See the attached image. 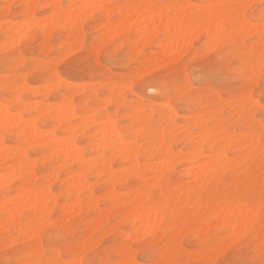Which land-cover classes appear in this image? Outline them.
Listing matches in <instances>:
<instances>
[{
  "label": "rangeland",
  "instance_id": "rangeland-1",
  "mask_svg": "<svg viewBox=\"0 0 264 264\" xmlns=\"http://www.w3.org/2000/svg\"><path fill=\"white\" fill-rule=\"evenodd\" d=\"M33 1L36 2L34 3ZM128 1L135 4L137 0ZM168 1L162 0L161 2L168 7L172 5L169 8L179 4L178 1L181 3V0ZM190 1L196 6L204 5V7H209L213 3L212 0ZM256 1H246L247 5H245L244 3L246 2L242 3L239 0L235 8L238 10L244 4L242 6H245V10L241 12L242 14L237 17L232 12L228 14L227 18L229 17L230 21L233 20L230 22L234 26L230 24L232 26L231 30L236 31L234 35L231 34L232 40L230 39V42L213 41L206 30H203V32L199 30V32L191 36L189 43L191 42L192 44L188 43L185 47L183 46V49L180 48L179 51H176L179 54L176 52L167 54V57H163L165 61H162L164 59L162 57V60L159 58L160 55L158 53L160 50L158 48L166 37L161 32V28L158 27L159 30L157 29L153 36L148 37L150 42L146 38V43L141 41L140 43L142 44L137 41L139 36L136 31L138 29L136 24L137 17L126 19V22L121 24L122 26L125 24L127 27L120 26L119 28L118 26L115 28L116 24L120 22V18L121 20L125 18V16H122L123 12H116L115 10L120 9V6L125 4L127 0H112L110 17H105L101 11L92 13V15L91 13L87 15L86 12H81L87 18L85 16L82 17L80 14L81 18H79L84 19L81 22L78 20L77 27H75L76 23L75 25H69L65 17L58 18L59 20L55 18L58 12H64L71 8V10L77 9L80 6L77 0H0V109L2 110L0 111L3 113L5 111L6 114L11 115L10 118L4 114L6 120H9L7 124L3 123L6 121L4 118L1 119L3 120L1 124H5L2 127H5L6 133L0 134L2 140V142L0 140V145L2 143L6 145L5 147L2 146L6 153H4L5 151L2 148L1 151L5 155H0V160L5 161H0V176L5 178L6 171L9 173V171L13 170L14 172L12 173H15V164L16 166L18 164L16 160L20 161L18 157L20 154H24L22 153L23 150L26 152L25 156L29 158L27 159L28 164L21 170L23 175L20 174L21 171L20 173L18 172L20 174L18 175L19 177L16 174V176L8 174L7 177L9 178L10 176L8 182L10 183L5 182L6 185L2 182L6 178L0 181V264H124V262L125 264H264V2L262 0ZM251 3L253 4L251 5ZM204 19V22H208V18ZM23 22L25 23L23 24ZM60 23L65 24L61 26ZM133 23L135 24L133 25ZM239 23L240 25L249 23L250 25H248L252 27L251 32L250 28H248L249 30L244 28L247 34L243 29L240 31ZM29 25L33 28H30ZM156 25L159 26L158 24ZM107 26L109 27L106 28ZM157 26L153 28H157ZM128 27L131 29L127 30ZM104 30L107 31L106 34H102L105 32ZM118 31L122 32V34ZM12 32L14 35L17 34L13 36ZM25 32H27L26 35ZM10 34H12L13 39ZM196 34H198V37L195 36ZM243 34L245 35L243 36ZM113 35L116 36L112 39L110 36L113 37ZM16 36L17 38H14ZM106 36H108L107 39ZM103 40L106 42L109 40V42L106 43ZM70 54L71 56L67 57ZM157 55H159L158 58L156 57ZM166 60L170 61L167 62ZM167 63L169 64L167 65ZM261 63L263 64L261 65ZM245 65L247 68L251 66L249 69L252 73L246 69ZM252 67H255L256 70ZM244 71L248 72L245 73ZM253 72L256 74H253ZM142 73L143 75H140ZM78 83H80L82 88L80 93L77 90L80 87ZM41 85L43 86L41 87ZM76 85L79 86H77V89ZM68 102L70 103L69 106L72 103L71 109L68 106ZM61 103H64V105ZM34 104L36 105L34 106ZM63 106L68 107L67 109L72 112L68 111V113L65 111V107L62 108ZM51 108L53 109L51 110ZM57 108L61 111L63 110V113L64 111L68 113L66 118H63L64 120L61 119L63 113ZM42 109L44 110L42 111ZM45 110L48 111L45 112ZM37 113H40L41 116ZM52 113L53 115L58 113L57 116L62 113V117L58 116V118L63 122L58 123L59 119L56 118L57 116L52 117ZM69 114L74 119L68 116ZM83 114L86 115L84 116ZM19 115L20 118H17ZM2 116L0 115V117ZM67 117L70 118L68 119ZM31 118H34L32 120L37 126L35 127L40 129L42 133V139H39H41L43 145L38 139L36 140L38 143L36 141L32 142L34 140L31 143L28 138V140L26 139V133L28 132L26 123L28 119L31 121ZM83 118L91 121V123L89 124V121H86V124L87 122L88 124L84 125L85 120ZM108 118L110 120L108 122L112 124L109 131L112 130V127H116L117 131H115L119 133V137H123L122 139L126 141V144L129 143L127 146H130L129 148L136 152L137 161L141 163H138L139 166L137 165L136 168L132 167L126 156L119 152V154L114 152L112 148H107L101 153L95 147L100 143V131L103 125L104 127L110 125L106 121ZM17 119H22L24 120L23 123H26L17 124ZM95 121L97 122L96 124ZM102 121L103 124H101ZM104 122H107L108 125ZM82 123L88 128L86 127L87 129L83 130L85 127L81 125ZM22 125L26 126L23 127ZM73 126H75L74 131L70 134L68 130L70 128L73 129ZM2 127L0 133L4 131ZM82 127L83 129L81 130ZM104 129L107 130V128H103L102 131H105ZM45 130L49 132L45 133ZM207 131L209 134H207ZM74 132L77 136L74 135ZM95 132L97 133L95 134ZM69 135L72 136L70 137ZM201 135H206L207 138V143L199 149L204 154L202 157L194 159L192 158V150L196 151L194 143L201 138ZM54 136L60 142L63 140L62 142L64 143H62L61 148H59V144L57 146L59 141H56V139V142L52 140L53 143H50L51 139L49 137L52 138ZM65 139L68 140L66 143L71 141L69 139H73L77 148L81 146L80 150L84 160L89 157L93 161L92 159L101 153L104 156L101 155L100 159L102 160L104 157L105 161H99L100 159H97V157L95 158V163L93 161L91 165V161L88 159V162L83 163L85 165H88L87 163L90 164L87 167L88 169H85L88 173L83 172L74 157L73 160L75 161H71L73 164L69 160L71 158H69L68 165L63 166L68 161L65 162L63 160L65 163L62 164V154L57 153L56 155L55 151L57 150L53 151L51 147L53 146L52 144H55L59 150L62 149L60 152H64L66 149L64 148L66 145ZM25 140L29 143L25 142ZM228 140L232 143L229 144ZM216 145L220 146L216 147ZM7 146L9 149L12 148V155L9 153L12 150H8ZM221 146L224 147L221 148L224 156H220ZM23 147L24 149H21ZM14 149L16 155H13L15 154ZM17 149L21 151L18 156L19 152H17ZM214 153H216V156L213 155ZM218 154H220L219 156L222 160L220 163L219 159L220 167L219 165L217 166L219 164L218 161L216 162L214 159L219 157ZM187 155L191 157L185 158ZM2 157L5 158L2 159ZM35 158H37V161ZM210 158L214 159L211 162L215 161L214 166L209 163L211 160H208V162L204 161ZM167 159L169 164L164 163L167 162ZM38 160L43 161L39 162ZM12 162L15 164L13 165ZM30 163L32 164L31 166ZM59 163L60 167H58ZM202 163H206L208 166L205 165L206 168L204 170L199 168L204 173H206V170L208 171L209 166L219 168H216V171L214 169V173L211 171L212 174H209L211 180L209 178L206 179L203 173V176L200 174V177H204V179H200L199 175L193 174L198 170V164H201V167L203 166ZM129 165L131 166L129 167ZM12 166L14 167L11 170ZM152 166L154 171H151ZM123 167L126 170L131 169V167L132 170L135 168V172L132 173L129 170L128 174V171L126 172ZM221 167L223 169L227 168L223 170L220 169ZM186 168L189 169L187 170ZM109 169L114 171L110 172ZM77 170L80 172L82 170L81 178L76 175V173H79ZM106 170L110 173L106 172ZM208 172L210 173V170ZM190 174L193 175L190 176ZM195 175L199 177L200 182L198 177H196L197 180L194 179ZM77 176L80 181L83 179L87 180L85 182L82 181L81 184L79 181L80 188L78 180L77 182L75 180ZM155 176H157L156 179L160 178L156 180ZM11 177H15V179L12 180L13 178L11 179ZM72 182L77 184L71 185ZM148 184H150V187ZM77 185L78 187H76ZM81 185H84V187ZM74 186L76 187V192L73 189ZM26 188L27 190L29 189L28 191L31 192V195L32 191L33 194H36H34L33 198L34 200L36 198L35 202L37 203L32 202L31 204L34 205H31V207L28 204L29 208L26 210H24L23 206L27 208V204L17 203L16 210L19 208L21 210V207H23V210H21L23 212L20 210L16 211L13 206H16L15 202H19L20 198L19 203H22V196L24 195L23 197L25 198L26 192H28ZM82 188L83 190H81ZM24 189L25 192L23 193ZM37 190L40 191L38 192ZM134 191L135 194L137 193L136 196H134ZM21 192L22 194L19 195L18 193ZM40 192L42 198H44L43 195H46V198L44 201L39 202L41 199L38 200V193ZM78 192L79 194H77ZM138 192H140L139 196L143 192L140 196L144 199L143 203L142 199L140 201L141 209L138 208L139 203L136 202L139 199H136ZM109 194L112 197L114 196L113 194L119 196L115 195L112 198ZM31 195H27L25 199L28 200L24 201V203L31 202L32 198L29 200ZM48 196L51 198L48 199ZM123 197L124 199H122ZM6 199H10V201L6 202L10 203L12 201L14 205L11 206L14 211L21 214L16 213V216L13 212L14 214L12 213L7 219V216L2 212V204ZM76 199L80 201L79 204L75 203V205H78L77 207L73 203ZM43 203L46 207H44ZM237 203L244 205V208L243 206L241 208ZM39 204L44 207L41 208V211L38 210L40 209ZM231 205L233 206L231 209L234 211V207L238 206V209L236 208L238 210L237 214L241 213L239 208L240 210L246 208L245 205H248V208L252 206L251 208L257 211L255 212L256 215L253 210V213H250L253 214L252 217H255V219L248 214L252 219L250 221L254 219V223L249 224L251 226L250 229L247 228L249 225L246 226L247 230H244L245 232L241 229L242 221L240 220L245 216L239 217L235 213L234 215L236 216H233L229 208ZM149 207H154L157 211L156 214H152L153 216L149 215L151 214L150 212L147 213ZM222 208L230 211L227 210L229 215L226 211L227 213H224L223 216L227 214L226 216L228 217L225 216L219 222L222 215H218L223 211ZM250 209L247 210V213ZM144 211L149 217L154 218L156 215V219L153 220L155 222L158 219L155 223V231L154 228H151L154 225L151 226L149 224L152 219L150 220L148 216L147 219L150 221L147 222L148 224L146 223L147 226L143 224L146 220L143 222L141 219L147 215L143 213ZM213 211H215V214L211 218L212 214L210 213H213ZM207 212L209 213L207 214ZM202 214L206 215V217L208 215V218ZM248 215L245 217V219L247 218V221L245 220L246 223L249 220ZM66 216L69 217L67 218ZM209 216L211 220H209ZM240 216H242V213ZM38 218L40 219L38 220ZM43 218L44 220H42ZM227 219H232L235 224L238 222L241 224L240 228L237 224L232 229L235 235L233 232H229L226 225ZM36 222H40L38 226ZM156 226L158 227L156 228ZM43 227L44 229H42ZM142 227L143 230H141ZM144 227L147 230L152 229L153 232L147 235L151 230L147 233L148 231ZM202 227L205 230L203 229L202 231ZM34 230L36 231L34 232ZM40 230L42 232L39 234ZM238 230L243 232L239 233ZM30 231L33 233H30ZM141 231L146 232L143 233ZM236 232L239 233L237 238L235 237L238 236ZM142 233L143 235L147 233V236L144 237ZM226 233H230L231 236H227L228 234ZM232 238L235 242L231 240ZM124 247H126V250ZM194 250L197 251L195 252ZM127 251L130 256L128 254L125 255L128 253Z\"/></svg>",
  "mask_w": 264,
  "mask_h": 264
},
{
  "label": "bare ground",
  "instance_id": "bare-ground-1",
  "mask_svg": "<svg viewBox=\"0 0 264 264\" xmlns=\"http://www.w3.org/2000/svg\"><path fill=\"white\" fill-rule=\"evenodd\" d=\"M29 1V0H28ZM78 2H79V5L80 6H78V8L77 9H73V10H71V9H67V10H65L64 12H58L56 15L57 16H55V18H67V22L69 23V25H75V23H76V26L75 27H77L78 26V24L77 23H79V21L81 22V20H83V19H80L81 17H80V14H81V12H86V14L87 15H89L90 13H91V15H92V13L94 14V13H96L97 11H101L102 12V14L105 16V17H110V15H111V13H112V6H111V2H112V0H77ZM162 1V0H161ZM160 0H137L136 1V3L135 4H132V3H130L128 0H127V2L125 3V4H122L121 6H120V9H118V10H115L116 12H123V14H122V16H125V18H123L122 20H121V18H120V22L119 23H117V21H116V25L117 26H115V28H117L118 26H119V28H120V26H122L121 24H123L124 22H126V19L127 20H129V19H131V18H133V17H137V21H136V24H137V26H138V29L136 30L137 31V34L139 35L138 36V42L140 43L141 41H143L142 43H146L145 41H146V38H147V40H149L148 39V37L149 36H153L154 35V33H156L155 31L158 29V27L159 28H161V32H163L164 33V36L166 37L165 38V40L162 42V43H160V45H159V55H160V59L162 60V58L163 57H165L167 54H169V53H172V52H176V51H179L180 50V48L181 49H183V46L185 47L186 46V44L188 45V43H189V40H190V38H191V36H193V34H195L196 32H199V30H200V32H203V30L205 31H207L208 32V34H209V36L211 37V39L213 40V41H219V40H221V43H223V42H227V41H229L230 42V39H231V34H235V30L233 31V30H231V27L233 26L230 22H232V21H230L231 19H229V17L227 18V16H228V14H230L231 12L232 13H234V16L235 17H237L239 14H242L241 12L242 11H244L245 9H244V7L245 6H242V5H247V2L246 1H248L249 2V0H241L242 1V3L243 2H246V3H244V4H242L241 5V8L240 9H238V10H236V8H235V5L236 4H238V1L239 0H212V4L208 7V6H206V7H208V8H206V7H204V5L203 6H196V5H194V4H192L191 3V1L190 0H181V3H180V1H178L179 2V4H177V5H173V7H171V8H169L170 6H172V5H170L169 7L168 6H166L164 3H162ZM166 1H168V0H166ZM256 1V0H255ZM263 2H264V0H262ZM11 2H14V1H11ZM34 2V1H33ZM36 2V1H35ZM34 2V3H35ZM169 2V1H168ZM167 2V3H168ZM175 2V1H174ZM251 2H253V1H251ZM30 3V2H29ZM176 3V2H175ZM255 3V2H254ZM256 3H257V1H256ZM31 4V3H30ZM45 4V3H44ZM253 3H251V5H252ZM11 5V4H10ZM250 5V6H251ZM19 6V5H18ZM22 6V5H21ZM46 6V5H45ZM133 6V7H132ZM249 6V7H250ZM2 9V8H1ZM4 9V8H3ZM26 9V8H25ZM52 9V8H51ZM114 9V8H113ZM90 12H89V11ZM89 13H88V12ZM262 12V11H261ZM114 13V12H113ZM226 15H225V14ZM244 13V12H243ZM246 13V12H245ZM121 14V13H120ZM81 16L83 17V16H85V14H81ZM113 16V15H112ZM232 16H233V14H232ZM246 16V15H245ZM32 17V16H31ZM51 17V16H50ZM80 17V18H79ZM86 17V16H85ZM33 18V17H32ZM49 18V17H48ZM87 18V17H86ZM167 18V19H166ZM204 18H208V22H204L205 21V19ZM227 18V19H226ZM245 18V17H244ZM46 20H47V18H45ZM50 19V18H49ZM204 19V20H203ZM42 20V19H41ZM51 20V19H50ZM59 20V19H58ZM64 20V19H63ZM79 20V21H78ZM135 20V19H134ZM33 21V20H32ZM43 21V20H42ZM49 21V20H48ZM52 21V20H51ZM114 21V20H113ZM122 21V22H121ZM6 22V21H5ZM25 22L27 23V21L25 20ZM25 22H23V24L25 23ZM38 22V21H37ZM36 22V23H37ZM45 22V21H44ZM60 22V21H59ZM67 22H66V24H67ZM109 22V21H108ZM129 22V21H128ZM245 22V21H244ZM31 23V22H30ZM34 23V22H33ZM46 23V22H45ZM250 23V22H249ZM249 23H243L242 25H240V23H239V26H240V31H241V29H243V30H245V33L247 34V32H246V29H244V28H247V30H249L248 28H250V32H251V28L252 27H250L249 25ZM39 24H40V22H39ZM61 24V23H60ZM65 24V23H64ZM64 24H61V26L62 25H64ZM104 24V23H103ZM108 24V23H107ZM114 24H115V22H114ZM113 24V25H114ZM135 23H133V25H134ZM156 24H158L159 26H157ZM232 26H231V25ZM249 24V25H248ZM16 25H17V23H16ZM56 25V24H55ZM59 25V24H58ZM68 25V24H67ZM113 25H111V26H113ZM132 25V26H133ZM262 25H263V23H262ZM261 25V26H262ZM12 26H14V25H12ZM25 26V25H24ZM30 26V25H29ZM41 26V25H40ZM82 26H83V24H82ZM100 26H101V24H100ZM111 26H110V29H111ZM124 26H126L125 24L122 26V27H124ZM154 26H157V28H153ZM251 26H253V25H251ZM257 26V25H256ZM256 26L254 27L255 28V33H256ZM6 27V26H5ZM9 27V26H8ZM67 27V26H66ZM109 26H107L106 28H108ZM114 27V26H113ZM127 27V26H126ZM129 27H131V26H129ZM128 27V29L127 30H129V29H131V28H129ZM234 27V26H233ZM238 27V26H237ZM15 28V27H14ZM30 28H33L32 26H30ZM29 27H28V29H30ZM78 28H82V27H78ZM99 28V27H98ZM97 28V29H98ZM105 28V29H106ZM16 29V28H15ZM15 29H14V33H15ZM26 29V28H25ZM237 30H238V28H236ZM54 30H56V29H54ZM113 30H114V28H113ZM126 30V31H127ZM159 30V29H158ZM13 31V30H12ZM27 31V30H26ZM105 31V30H104ZM135 31V32H136ZM239 31V30H238ZM239 31V32H240ZM28 32V31H27ZM27 32H25V35L27 34ZM103 32V31H102ZM106 32L107 31H105L104 33H102V34H106ZM119 32V31H118ZM118 32H116V33H118ZM125 32V31H124ZM130 32V31H129ZM231 32H234V33H231ZM260 32V31H259ZM13 33V32H12ZM14 33H13V36H15L14 35ZM24 33V32H23ZM54 33V32H53ZM76 33V32H75ZM119 33H121L122 34V32H119ZM252 33L254 34V32L252 31ZM20 34H22V33H20ZM52 34V33H51ZM121 34H120V36H121ZM199 34V33H198ZM198 34H196L195 36L196 37H198ZM12 34H10V36H11ZM109 35V34H108ZM117 35V34H116ZM116 35H113V37L112 36H110L112 39L114 38V36H116ZM200 35V34H199ZM245 34H243V36H244ZM249 35H251L250 33H249ZM18 36H20V35H18ZM117 36H119V35H117ZM67 37V36H66ZM107 37L108 36H106V39H107ZM158 37V36H157ZM195 37V38H196ZM11 38H12V36H11ZM14 38H17V36L16 37H14ZM82 38V37H81ZM111 38H109V39H111ZM13 39V38H12ZM151 39V38H150ZM155 39V38H154ZM192 39H193V37H192ZM8 40V39H7ZM10 40V39H9ZM84 40V39H83ZM232 40V39H231ZM103 41H105V40H103ZM193 41V40H192ZM261 41H263V40H261ZM16 42V41H15ZM106 42V41H105ZM108 42H109V40H108ZM108 42H106V43H108ZM148 42H150V40L148 41ZM152 42H153V40H152ZM195 42V41H194ZM238 42V41H237ZM142 43H140V44H142ZM191 43V42H190ZM189 43V44H190ZM210 43H212V42H210ZM76 44V43H75ZM150 44V43H149ZM192 44V43H191ZM213 44V43H212ZM8 45V44H7ZM204 45V44H203ZM10 46V45H9ZM104 46V45H103ZM140 47H141V45H139ZM64 47H65V45H64ZM70 47V46H69ZM155 47V46H154ZM158 47V46H157ZM170 47V48H169ZM191 47V46H190ZM211 47V46H210ZM66 48H68V47H66ZM65 48V49H66ZM143 48V47H142ZM216 48V47H215ZM214 48V49H215ZM168 49H171V50H169V51H171V52H169L168 51ZM188 50V49H187ZM186 50V51H187ZM44 51H46V50H44ZM208 51H209V49H208ZM259 51V50H258ZM50 52V51H49ZM134 52V51H133ZM182 52V51H181ZM210 52V51H209ZM243 52V51H242ZM44 53V52H43ZM149 53H151L150 51H149ZM148 53V54H149ZM176 53H178V52H176ZM186 53V52H185ZM235 53V52H234ZM136 54V53H135ZM179 54V53H178ZM187 54V53H186ZM209 54V53H208ZM240 54H241V52H240ZM247 54H248V52H247ZM159 55H157L156 57L158 58V56ZM184 55V54H183ZM69 56H71V54L70 55H68L67 57H69ZM149 56V55H148ZM147 56V57H148ZM185 56V55H184ZM136 57V56H135ZM155 57V56H154ZM162 57V58H161ZM167 57V56H166ZM205 57V56H204ZM150 58L151 59H153L152 58V56H150ZM149 58V59H150ZM179 58V57H178ZM224 58V57H223ZM164 59V58H163ZM168 59V58H167ZM180 59H181V57H180ZM252 59V58H251ZM231 60V59H230ZM262 60V59H261ZM162 61H165V59L164 60H162ZM167 62H169L170 60H166ZM232 61V60H231ZM254 61V60H253ZM177 62V61H176ZM162 63V62H161ZM169 63H167V65H168ZM263 63H261V65H262ZM160 65V64H159ZM166 64H165V66H167ZM252 65V64H251ZM246 66V65H245ZM144 67V66H143ZM251 66H249L248 68H247V66H246V69H248V70H250L249 68H250ZM256 67V66H255ZM255 67H252L254 70H256L255 69ZM260 68V67H259ZM146 69V68H145ZM237 69V68H236ZM245 69V70H246ZM141 72V71H140ZM245 73H247L248 71H244ZM255 72V71H254ZM253 72V74H256V73H254ZM250 73H252L251 72V70H250ZM57 74V73H56ZM147 74H149V73H147ZM187 74V73H186ZM249 74V73H248ZM248 74H247V76H248ZM140 75H143V73L142 74H140ZM252 75V74H251ZM250 75V76H251ZM138 76V75H137ZM245 76H246V74H245ZM256 76V75H255ZM139 77V76H138ZM253 77V76H252ZM241 79V78H240ZM102 83V82H101ZM79 84V86H80V83H78ZM111 84H113V83H111ZM124 84V83H123ZM145 84V83H144ZM252 84V83H251ZM44 85V84H43ZM43 85H41V87L43 86ZM83 85V84H82ZM46 86V85H45ZM57 86V85H56ZM75 86V85H74ZM78 85H76V89L79 87H77ZM114 86V85H113ZM68 87V86H67ZM124 87V86H123ZM27 88V87H26ZM47 88H48V86H47ZM75 88V87H74ZM81 88V86L79 87V89H77L78 90V93H80L81 91H82V88ZM125 88H126V86H125ZM127 89V88H126ZM22 90V89H21ZM31 90V89H30ZM22 91H24V90H22ZM21 91V92H22ZM250 91H251V89H250ZM18 92H20V91H18ZM17 92V93H18ZM34 92V91H33ZM33 92H31V93H33ZM43 92V91H42ZM49 92V91H48ZM120 92H121V90H120ZM45 93V92H44ZM123 93V92H122ZM251 93V92H250ZM249 93V94H250ZM20 94V93H19ZM49 94H50V92H49ZM248 94V95H249ZM75 95V94H74ZM81 95V94H80ZM89 95V94H88ZM119 95V94H118ZM138 96V95H137ZM250 96V95H249ZM107 98H109V97H107ZM247 98V97H246ZM63 99V98H62ZM88 99V98H87ZM61 101V100H60ZM67 102V101H66ZM253 102V101H252ZM35 103V102H34ZM40 104V103H39ZM62 104V103H61ZM69 102H68V106H69ZM155 104V103H154ZM253 104V103H252ZM36 104H34V106H35ZM55 105H56V103H55ZM62 105H64V103L62 104ZM61 105V106H62ZM67 105V104H66ZM71 105H72V103H71ZM69 106V108L71 109L72 108V106ZM167 105V104H166ZM238 105V104H237ZM7 106V105H6ZM45 106V105H44ZM47 106H48V104H47ZM60 106V107H61ZM168 106V105H167ZM242 106V105H241ZM240 106V107H241ZM250 106H252V105H250ZM2 107H3V105H2ZM5 107V106H4ZM46 107V106H45ZM49 107V106H48ZM65 106H63L62 108H64ZM74 107H75V105H74ZM73 107V108H74ZM106 107V106H105ZM170 107V106H169ZM239 107V108H240ZM249 107V106H248ZM47 108V107H46ZM50 108V107H49ZM55 108V107H54ZM68 107H65L64 109H65V111H69L70 113L72 112L70 109H67ZM4 109V108H3ZM53 108H51V110H52ZM58 109V108H57ZM139 109H141V108H139ZM144 109H145V107H144ZM238 109V108H237ZM1 110V109H0ZM5 110H6V107H5ZM44 109H42V111H43ZM59 111H61L60 109H58ZM2 111V110H1ZM0 111V115H3L2 117H0V126L2 127V125H5V124H7V122H9V120L7 121L6 120V117H7V115H8V117H10L11 115H9V114H6V112L4 111V113L3 112H1ZM7 111V110H6ZM48 111V110H47ZM46 110H45V112H47ZM65 111H64V113H65ZM98 111V110H97ZM57 112V111H56ZM62 113H63V110L61 111ZM68 112V113H69ZM136 112V111H135ZM138 112V111H137ZM40 113H41V111H40ZM40 113L38 114V115H40ZM59 113V112H58ZM58 113H56V115H53V113L51 114L52 115V117H55V116H57V114ZM61 113V114H62ZM64 113L62 114V116H61V114H59L58 116H60V118L62 119V120H64L63 118H66V114H68V113H65V115H64ZM73 113H74V111H73ZM92 113V112H91ZM147 113V112H146ZM4 114H6V117H5V115ZM36 114V117L38 118V115ZM42 114V113H41ZM135 114H137V113H135ZM134 114V115H135ZM141 114V113H140ZM153 114V113H152ZM43 115V114H42ZM72 115V114H71ZM74 115V114H73ZM84 115V114H83ZM86 115V114H85ZM84 115V116H85ZM128 115H131V114H128ZM142 115V114H141ZM199 115V114H198ZM41 116V115H40ZM58 116L56 117V118H58ZM65 116V117H64ZM68 116H70V114L68 115ZM78 116V115H77ZM152 116V115H151ZM201 116V115H200ZM239 116V115H238ZM12 117H14L13 115H12ZM22 117V116H21ZM35 117V118H36ZM71 118H73V116H70ZM69 117V118H70ZM75 117V116H74ZM81 117H83L82 115H81ZM88 117V116H87ZM2 118H4V120H6L5 122H3V120H1ZM11 118V117H10ZM17 118H20V115L19 116H17ZM23 118V117H22ZM60 118H58L59 119V122L58 123H62L63 121H60L61 119ZM68 118V117H67ZM68 118V119H69ZM85 118V117H84ZM83 118V119H84ZM137 118V117H136ZM152 118V117H151ZM238 118V117H237ZM236 118V119H237ZM32 119H34V118H31V121H29L30 119H28V122L26 123L27 124V126L28 127H26L27 129H28V132L26 133V139L28 140V141H32V140H34V141H32V142H35L37 139L40 141V143L43 145V143L41 142V137H42V133L40 132V129H38V128H36L37 126L35 125V122L32 120ZM74 119V118H73ZM115 119H117V118H115ZM134 119V118H133ZM205 119V118H204ZM218 119V118H217ZM20 121V123H19V121ZM27 120V119H26ZM37 120V119H36ZM66 120V119H65ZM71 120V119H70ZM85 120V121H84ZM83 121H84V123H82L81 125H87L88 124V122H87V124H86V121H89V120H86V119H84ZM95 120V119H94ZM114 120V119H113ZM137 120V119H136ZM208 120V119H207ZM23 121L24 120H20V119H17V124H25V123H23ZM97 121V120H96ZM95 121V124L97 123ZM107 122L108 121H110L109 120V118L106 120ZM116 121V120H115ZM1 122H3V123H5V124H1ZM22 122V123H21ZM69 122V121H68ZM99 122V121H98ZM107 122H104V123H107ZM91 123V121H89V124ZM93 123V122H92ZM101 123V122H100ZM99 123V124H100ZM110 125L109 126H107V127H104V125H103V128H107V130H105V131H102L103 130V128H101V129H99V130H101L100 131V135H101V139H100V143L99 144H97L95 147H97L98 148V151L99 152H101V153H103V151L105 150V149H107V148H112L113 150H114V152H119L120 154H122V155H124V156H126V158L130 161V163L132 164V167H137V165H138V161H137V158H136V152L133 150V149H131V148H129L130 146H127V145H129V143L128 144H126V141H124L122 138H120L119 136V133L118 132H116L117 130H116V127H112L111 129V131H109V129H110V127H111V122H108ZM108 123H107V125H108ZM135 123V122H134ZM10 124V123H9ZM15 124H16V122H15ZM42 124V123H41ZM44 124V123H43ZM94 124V125H95ZM101 124H103V121H102V123ZM114 124V123H113ZM57 125H59V124H57ZM56 125V126H57ZM68 125V124H67ZM77 125H78V123H77ZM83 125V127H85ZM7 126V125H6ZM10 126V125H9ZM23 127L24 126H26V125H22ZM21 126V127H22ZM36 126V127H35ZM64 126H65V124H64ZM80 126V125H79ZM102 126V125H101ZM105 126H106V124H105ZM114 126V125H113ZM1 127H0V129H1ZM67 127V126H66ZM68 127H70L69 125H68ZM74 127L75 126H73V129L72 128H70L68 131H69V133L70 134H72L73 133V131H74ZM81 127V126H80ZM83 127L81 128V130L83 129ZM87 127V126H86ZM84 128L83 130H85V129H87V128ZM109 127V128H108ZM204 127V126H203ZM209 127V126H208ZM3 128V127H2ZM113 128H114V131H113ZM141 128V127H140ZM139 128V129H140ZM4 129V131L2 132V130ZM2 130H1V132L2 133H0V134H5L6 133V129H5V127L3 128ZM67 129V128H66ZM138 129V128H137ZM143 129V128H142ZM207 129V128H206ZM211 129V128H210ZM8 130V129H7ZM30 130V131H29ZM65 130V129H64ZM116 130V131H115ZM186 130V129H185ZM9 131V130H8ZM17 131V130H16ZM24 131V132H25ZM42 131V130H41ZM46 132L45 133H47V131L48 130H45ZM50 131L52 132V130L50 129ZM97 131V130H96ZM170 131V130H169ZM205 131V130H204ZM5 132V133H4ZM43 132V131H42ZM49 132V131H48ZM67 132V131H66ZM80 132V131H79ZM83 132V131H82ZM177 132V131H176ZM206 132V131H205ZM75 133V132H74ZM97 132H95V134H96ZM133 133V132H132ZM203 133V132H202ZM216 133V132H215ZM220 133V132H219ZM53 135H54V133H52ZM134 134H135V132H134ZM207 134H209L208 133V131H207ZM232 134V133H231ZM234 134V133H233ZM236 134V133H235ZM45 135V134H44ZM75 136H77L76 135V133L74 134ZM80 135V134H79ZM93 135V134H92ZM200 135V134H199ZM211 135V134H210ZM222 135V134H221ZM224 135V134H223ZM226 135V134H225ZM1 136V135H0ZM68 136V135H67ZM70 137L72 136V135H69ZM159 136V135H158ZM197 136V135H196ZM228 136V135H227ZM241 136V135H240ZM4 137V136H3ZM48 137V136H47ZM66 137V136H65ZM64 137V138H65ZM182 137V136H181ZM39 138H41V139H39ZM73 138V137H72ZM98 138V137H97ZM228 138H229V136H228ZM231 138V137H230ZM25 139V138H24ZM49 139H51V141L49 140ZM49 139L47 140V141H50V143L52 142L53 143V141L52 140H54L55 141V139H56V141H59L58 140V138H56V136H54V137H52V138H50L49 137ZM62 139H63V137H62ZM75 139V138H74ZM207 138H206V135H201V138H199V140L197 139V142H195L194 144H195V149H196V151H194V149L192 150V158H199V157H202V155L204 154H202L201 152V150H199V149H201V147L203 146V145H205L206 143H207V140H206ZM225 139H227V138H225ZM232 139V138H231ZM257 139V138H256ZM0 140H1V138H0ZM43 140H44V138H43ZM45 140V141H46ZM69 140H71V141H69L68 143H66V141H68V140H64L65 141V146H64V148H66L65 150H64V152L62 151V152H60L62 149H60L59 150V148H61L62 147V143H64V142H60L59 141V143L57 142V146H58V144H59V148H57L56 147V145L55 144H52L53 146L51 147L52 149H53V151H55V150H59L58 152L57 151H55L54 153L57 155V153H61L62 155H61V157H62V164L63 163H65V162H67L68 161V159L69 158H71V159H69L70 160V162L72 161V162H74L75 160L78 162V164H79V166L81 167V169L83 170V172L85 171L86 173H88L85 169L88 167V165L90 166V164L89 163H87L88 165H85V164H83L84 162L86 163V162H88V159L90 160V158L88 157V159L87 160H84V156H83V154L81 153V150H80V147L81 146H78V148H77V145L74 143V141H73V139H69ZM216 140V139H215ZM218 140V139H217ZM230 140V139H229ZM227 141V142H230V141ZM250 140V139H249ZM28 141H26L25 140V142H27V143H29ZM46 141V143L48 144V142ZM55 141V142H56ZM210 141V140H209ZM219 141V140H218ZM257 141V140H256ZM1 142H2V140H1ZM31 142V143H32ZM37 143H38V141H36ZM124 142H125V144H124ZM160 142V141H159ZM215 142V141H214ZM249 142V141H248ZM26 143V144H27ZM61 143V144H60ZM137 143V142H136ZM232 142H230L229 144H231ZM235 143V142H234ZM25 144V145H26ZM229 144H227V145H229ZM24 145V146H25ZM30 145V144H29ZM45 145V144H44ZM49 145V144H48ZM51 145V144H50ZM61 145V146H60ZM140 146H141V144H139ZM160 145V144H159ZM171 145V144H170ZM226 145V144H225ZM254 145H256L255 143H254ZM1 147H0V151H1V149L3 148V147H5L6 145H3V143L0 145ZM3 146V147H2ZM67 146V147H66ZM166 146V145H165ZM217 146H220V145H216V147ZM244 146H245V144H244ZM247 146V145H246ZM253 146V145H252ZM251 146V147H252ZM227 147V146H226ZM243 147V146H242ZM255 147V146H254ZM7 148H8V146H7ZM27 148H28V146H27ZM50 148V147H49ZM50 148V149H51ZM157 148V147H156ZM221 148H224V147H220V153H221V155L220 154H218V156L220 155V156H224V153L222 154V152H221ZM228 148H229V146H228ZM228 148H227V150H228ZM244 148V147H243ZM242 148V149H243ZM11 150H12V148H10ZM9 148H8V150H10ZM21 149H24V147L23 148H21ZM51 149V150H52ZM82 149V148H81ZM158 149V148H157ZM164 149H166V148H164ZM218 149H219V147H218ZM3 150L5 151L4 153H6V150L3 148ZM19 150V151H18ZM28 150V149H27ZM225 150V149H224ZM251 150H253V149H251ZM14 151H15V149H14ZM25 150H23V152L22 153H24V154H20V149H17V152H19L18 154H17V156L20 154V156L18 157V159L20 160V161H18V160H16L17 162H18V164H17V166H16V161L15 160H13V161H15V163H13V165L15 164V173H12V172H14L12 169H13V167L14 166H12V168H11V172L9 171V173H7V171H6V173H5V175H6V177L4 176V174H3V176L6 178V180H4V181H2V179H5V178H2L1 176V179H0V181H2L3 182V184L5 183V182H8L9 181V179H10V176H11V174H12V176H13V174L15 175H20V174H22V172L23 171H21L22 169H23V167H25V165H27L28 164V161H27V159H29V158H27V156H25V153L26 152H24ZM53 151H51V152H53ZM218 151V150H217ZM222 151H223V149H222ZM262 151V150H261ZM3 151H1L0 153H2ZM12 152H13V150L12 151H9V153L12 155ZM113 152V151H112ZM138 152V151H137ZM101 153H99L100 155H98L97 157H95V158H97V159H100L101 158ZM118 153V154H119ZM191 153V152H190ZM195 153V154H194ZM218 153V152H217ZM50 154H52V153H50ZM115 154V153H114ZM216 153H214L213 155H215ZM247 154V153H246ZM0 155H2V156H4L3 155V153L2 154H0ZM13 155H16V151H15V154H13ZM54 155V154H53ZM112 155V154H111ZM110 155V156H111ZM172 155V154H171ZM190 155V154H189ZM189 155H187L185 158H187ZM249 155V154H248ZM16 156V157H17ZM43 157H44V155H42ZM41 156V157H42ZM102 156H104V155H102ZM206 156V155H205ZM210 156V155H209ZM216 156V155H215ZM216 157V158H214L215 159V161L217 162L218 161V163H219V159L221 158V157ZM1 157V156H0ZM60 157V158H61ZM75 158V160H73L74 158ZM174 157V156H173ZM189 157H191V156H189ZM249 157V156H248ZM5 158V157H4ZM3 157H2V159H4ZM8 158V157H7ZM12 158V157H11ZM48 158V157H47ZM93 158V157H92ZM95 158L94 159H92L93 161H94V163H95ZM231 158V157H230ZM245 158V157H244ZM32 159V158H31ZM36 159V161H37V158H35ZM40 159V158H39ZM42 159V158H41ZM46 159V158H45ZM86 159V158H85ZM96 159V160H97ZM169 159H174V158H169ZM191 159V158H190ZM213 158L211 159H207V160H204L205 162L207 161L208 162V160L210 161L209 163H211L212 162V160H214ZM226 159V158H225ZM9 160H11L10 158H9ZM47 160V159H46ZM63 160H65V162H63ZM122 160V159H121ZM176 160V159H175ZM238 160H240V159H238ZM238 160H236V161H238ZM244 160V159H243ZM242 160V161H243ZM254 160V159H253ZM1 162H3V161H5V160H0ZM31 161V160H30ZM39 161V160H38ZM43 161V160H42ZM42 161H39V162H42ZM61 161V160H60ZM91 161V160H90ZM93 161H91V165L93 164L92 162ZM99 161H105L104 160V157H103V159L101 160H99ZM167 162H164V163H168V159L166 160ZM203 161V162H204ZM214 161V162H215ZM221 159H220V163H221ZM241 161V160H240ZM239 161V162H240ZM71 162V163H72ZM157 162V161H156ZM158 162H160V161H158ZM163 162H161V163H163ZM170 162H172L171 160H170ZM211 163L212 164V166H214L215 165V163ZM228 162H230V161H228ZM32 163V162H31ZM30 163V166L32 165ZM38 163V162H37ZM61 163V162H60ZM60 163H59V166L58 167H60ZM68 163H69V161L67 162V163H65L63 166H65L66 164L68 165ZM99 163H101V162H99ZM111 163V162H110ZM160 163V164H161ZM220 163L219 164H217V166L219 165V167H220ZM242 163V162H241ZM36 164V163H35ZM61 164V165H62ZM73 164V163H72ZM78 164H77V166H78ZM139 164H141V163H139ZM147 164V163H146ZM150 164V163H149ZM159 164V165H160ZM166 164H164V165H166ZM169 164V163H168ZM188 164V163H187ZM210 164V165H211ZM239 164V163H238ZM4 165V164H3ZM8 165H10V163H8ZM7 165V166H8ZM39 165V164H38ZM37 165V166H38ZM148 165V164H147ZM197 165V164H196ZM202 167H201V164H198L197 165V168H198V170L197 171H195V172H197V173H193V174H197V175H199V177H200V174L202 175V173L203 174H205V176H206V179L207 178H209L210 179V176H209V174L211 175L212 174V172L211 171H213V173H214V169H215V171L217 170V169H219L218 167H216L215 166V168H212V166H209L210 168L208 169V171L210 170V173L206 170V173H204V172H201V170L200 169H202V170H204V168H206L205 167V165H206V163H202ZM209 165V164H208ZM237 165V164H236ZM131 165H129V167H130ZM139 166V165H138ZM150 166V165H149ZM167 166V165H166ZM192 166V165H191ZM191 166H188V167H191ZM195 166V165H194ZM207 166V165H206ZM228 166V165H227ZM5 167V166H4ZM3 167V169H5ZM57 167V168H58ZM132 167H131V169L129 168V170H131V172L132 173H134L135 171H134V169L132 170ZM147 167V166H146ZM168 167V166H167ZM196 167V166H195ZM208 167V166H207ZM234 167V166H233ZM232 167V168H233ZM236 167V166H235ZM8 168V167H7ZM29 168V167H28ZM27 168V169H28ZM33 168H34V166H33ZM78 168V167H77ZM111 168V167H110ZM124 168V167H123ZM148 168V167H147ZM158 168V167H157ZM162 168V167H161ZM196 168V169H197ZM200 168V169H199ZM213 170H212V169ZM217 168V169H216ZM227 168V167H226ZM226 168H224V169H226ZM231 168V167H230ZM2 169V168H1ZM31 169V168H30ZM88 169V168H87ZM90 169V168H89ZM125 169V168H124ZM187 170L189 169V168H186ZM220 169H223L222 167L220 168ZM223 169V170H224ZM6 170V169H5ZM58 170V169H57ZM56 170V171H57ZM62 170V169H61ZM80 170V169H79ZM79 170H77V171H79ZM82 170H81V172H82ZM91 170V169H90ZM110 170V172H112V171H114L113 169H109ZM126 170V169H125ZM124 170V171H125ZM129 170H126V172L128 171V174H129ZM147 170V169H146ZM153 170V166H152V169H151V171ZM170 170H172V169H170ZM240 170H241V168H240ZM239 170V171H240ZM20 171H21V173H20ZM29 171V170H28ZM59 171V170H58ZM108 170H106V172H107ZM120 171H121V169H120ZM154 171V170H153ZM160 171H161V169H160ZM162 171H164L163 169H162ZM198 171H200L199 172V174H198ZM5 172V171H4ZM20 174H19V173ZM31 172V171H30ZM33 172V171H32ZM55 172V171H54ZM53 172V173H54ZM81 172L79 171V173L77 174L76 173V175H78L79 177H80V175H81ZM83 172H82V174H83ZM109 172V171H108ZM109 172V173H110ZM117 172V171H116ZM208 172V173H207ZM26 173H28V172H26ZM85 173V174H86ZM96 173H97V171H96ZM100 173V172H99ZM131 173V174H132ZM187 173V172H186ZM191 173H192V171H191ZM241 173V172H240ZM8 174H10V176H9V178L7 177L8 176ZM32 174V173H31ZM34 174V173H33ZM47 174H49V173H47ZM56 174V173H55ZM85 174H84V176H85ZM130 174V175H131ZM189 174V173H188ZM193 174H190V176L191 175H193ZM207 174H208V176H207ZM1 175H2V173H1ZM15 175V176H16ZM23 175V174H22ZM52 175V174H51ZM50 175V176H51ZM75 175V174H74ZM74 175H71L72 177L74 176ZM110 175V174H109ZM111 175H112V173H111ZM117 175V174H116ZM197 175H195V178L194 179H196V177H198ZM215 175V174H214ZM26 176V175H25ZM29 176V175H28ZM34 176H36V175H34ZM33 176V177H34ZM78 176H77V178L75 179L76 180V182H77V180L79 179L78 178ZM83 175H82V177H84ZM121 176V175H120ZM152 176V175H151ZM203 176V175H202ZM213 176V175H212ZM19 177V176H18ZM71 177V178H72ZM75 177V176H74ZM96 177H97V175H96ZM148 177V176H147ZM146 177V178H147ZM156 177L157 176H155V179H156ZM199 177H198V180H199V182L201 181L200 179L201 178H203L204 179V177H200V179H199ZM215 177V176H214ZM13 177H11V179H12ZM25 178V177H24ZM30 178V177H29ZM55 178V177H54ZM81 178V177H80ZM114 178V177H113ZM153 178V177H152ZM160 177H158L157 179H159ZM261 178H263V177H261ZM15 179V177L12 179V180H14ZM17 179V178H16ZM33 180H34V178H32ZM56 179V178H55ZM73 179V180H74ZM108 179V178H107ZM144 179V178H143ZM142 179V180H143ZM154 179V180H155ZM156 179V180H157ZM193 179V180H194ZM202 179V180H203ZM11 180V181H12ZM30 180V179H29ZM75 180H74V182H75ZM82 180V179H81ZM104 180V179H103ZM197 180V179H196ZM211 180V179H210ZM79 181L80 180H78V185H79ZM82 181H87V180H82ZM82 181H80V184L82 183ZM102 181V180H101ZM104 181H106V180H104ZM206 181V180H205ZM209 181V180H208ZM23 182V181H22ZM52 182V181H51ZM54 182V181H53ZM66 182V181H65ZM71 182V181H70ZM195 182V181H194ZM193 182V183H194ZM233 182V181H232ZM242 182V181H241ZM8 183H10V182H8ZM7 183V184H8ZM23 183H25V181L23 182ZM29 183H31L30 181H29ZM34 183V182H33ZM48 183H50V181H48ZM73 183V182H72ZM71 183V185H75V184H77V183H73L72 184ZM92 183V182H91ZM109 183V182H108ZM149 183V182H148ZM25 184H28V183H25ZM51 184V183H50ZM62 184V183H61ZM84 184V183H83ZM85 184H87V183H85ZM197 184V183H196ZM5 185H6V183H5ZM29 185V184H28ZM69 185V184H68ZM71 185H69V186H71ZM78 185L76 186V187H78ZM149 185V187H150V184H148ZM156 185V184H155ZM248 185V184H247ZM1 186V185H0ZM4 186V185H3ZM82 187H84V185H81ZM88 186H90V185H88ZM196 186V185H195ZM244 186V185H243ZM30 188H31V186H29ZM76 187L74 186V190L76 189ZM87 187V186H86ZM21 188H22V186H21ZM24 188V187H23ZM70 188V187H69ZM79 188H80V185H79ZM78 188V189H79ZM147 188V187H146ZM196 188V187H195ZM247 188V187H246ZM182 189V188H181ZM185 189V188H184ZM234 189V188H233ZM26 190H27V188H26ZM29 190V189H28ZM27 190V191H28ZM42 190V189H41ZM81 190H83V188L81 189ZM111 190V189H110ZM38 191V190H37ZM40 191V190H39ZM38 191V192H39ZM46 191H48V190H46ZM50 191V190H49ZM72 191V190H71ZM92 191V190H91ZM116 191V190H115ZM143 191H144V189H143ZM25 192V189H24V191H23V193ZM29 192V191H28ZM28 192H26L27 193V195H31V192H29V194H28ZM75 192H76V190H75ZM79 192H80V190H79ZM79 192L77 193V194H79ZM124 192H126V191H124ZM130 192V191H129ZM181 192V191H180ZM188 192V191H187ZM37 193V192H36ZM49 193V192H48ZM112 193V192H111ZM110 193V194H111ZM115 193V192H114ZM139 193L140 192H138V195H137V197H136V199L137 198H139V199H137L138 201H136L137 203H139L138 204V208H140L141 207V203H140V201H141V199H142V197H140L141 195H142V193L140 194V196H139ZM17 194V193H16ZM19 195L20 194H22V192L21 193H18ZM35 194V193H34ZM33 194V191H32V195L29 197V200L32 198V200H31V202H29L28 201V203H24V201H27L28 199H25L26 197H27V195H25L26 197L24 198L23 196H22V198H23V200H22V203H19L20 202V200H21V198H20V200H19V202H15V205L16 206H13L14 205V203L11 201L10 203L8 202H6V201H10V199L8 200V199H6V200H4V202H6V204H4V202H3V204H2V206H3V210H2V212L4 213V215L5 216H7V219H8V217H10L11 216V214L14 212L15 213V215H16V213L18 214H21L20 212H16V211H19L20 210V208L18 209V210H16L17 208H15V207H17L18 206V204H22V205H25V204H27V208L25 207V206H23L24 207V210H26V209H28L29 208V206L31 207V205H34V204H31L32 202L34 203L35 202V200H36V198H35V200H34V196L36 195H34ZM39 195H38V200L39 199H41V200H39V202L40 201H44L45 200V198H46V195L44 196L43 195V197L44 198H42V195H41V192L40 193H38ZM43 194V193H42ZM76 194V193H75ZM76 194V195H77ZM109 194V195H110ZM119 194H121V193H119ZM126 194V193H125ZM124 194V195H125ZM129 194V193H128ZM127 194V195H128ZM137 194V193H136ZM136 194H135V191H134V196H136ZM145 194H148V193H145ZM184 194V193H183ZM13 195H15V194H13ZM41 195V196H40ZM52 195V194H51ZM51 195H49V196H51ZM69 195H71V194H69ZM112 195V194H111ZM110 195V196H111ZM114 196L115 195H117V194H113ZM144 195V194H143ZM41 198H40V197ZM48 196V199L49 198H51V197H49ZM113 196V197H114ZM117 196H119V195H117ZM145 196V195H144ZM149 196V195H148ZM147 196V197H148ZM3 197V196H2ZM19 197V196H18ZM37 197V196H36ZM112 197V196H111ZM112 197V198H113ZM199 197V196H198ZM71 198V197H70ZM88 198V197H87ZM86 198V199H87ZM116 198V197H115ZM145 198V197H144ZM200 198V197H199ZM198 198V199H199ZM43 199V200H42ZM47 199V200H48ZM122 199H124V197L122 198ZM192 199V198H191ZM95 200V199H94ZM98 200V199H97ZM97 200H96V202H97ZM109 200V199H108ZM131 200V199H130ZM147 200V199H146ZM145 200V201H146ZM225 200H227V199H225ZM55 201V200H54ZM143 201H144V199H142V203H143ZM205 201V200H204ZM1 202V201H0ZM48 202V201H47ZM73 202V201H72ZM77 202V204H79L80 203V201H79V199H76V201L75 202H73L74 203V205H75V203ZM122 202V201H121ZM135 202V201H134ZM135 202V203H136ZM11 203H13V204H11ZM18 203V204H17ZM35 203H37V202H35ZM56 203V202H55ZM73 203H71V204H73ZM198 203V202H197ZM226 203V202H225ZM28 204H29V206H28ZM53 204V203H52ZM85 204H86V202H85ZM94 204H96V203H94ZM109 204V203H108ZM119 204H121V203H119ZM189 204V203H188ZM204 204V203H203ZM238 204V203H237ZM236 204V205H237ZM261 204V203H260ZM259 204V205H260ZM0 205H1V203H0ZM15 208V210L16 211H14V209H13V207ZM21 205V206H22ZM43 205H44V203H43ZM42 204H39L38 206H40L39 208L40 209H38V210H40L41 211V208H44V207H46L47 205H46V202H45V205H44V207H41V206H43ZM190 205H191V202H190ZM234 205V204H233ZM238 205H240V207L241 206H243V208H244V205H241V204H238ZM253 205V204H252ZM256 205V204H255ZM258 205V204H257ZM38 206H37V208H38ZM52 207H53V205H51ZM66 206V205H65ZM76 207L78 206V205H75ZM80 206V205H79ZM110 206V205H109ZM115 206V205H114ZM136 206V205H135ZM196 206V205H195ZM226 206H227V204H226ZM225 206V208H227ZM261 206V205H260ZM23 207H21V210H23ZM82 207H84V206H82ZM88 207V206H87ZM93 207V206H92ZM97 207H98V205H97ZM112 207V206H111ZM134 207V206H133ZM187 207H188V205H187ZM200 207V206H199ZM223 207V206H222ZM233 206L231 205V207H229L230 208V210L229 209H227L228 211H230V213H233V216H239V217H247V215L249 214L251 217H252V215L253 214H250L251 212H252V206L250 207L249 206V208H248V205H245V209H242V210H240V208H239V212L241 211V213H242V216H240L241 215V213H238L237 214V212H238V206L237 207H234V209H235V211L234 210H232L231 208H232ZM71 208V207H70ZM73 208V207H72ZM79 208V207H78ZM108 208V207H107ZM127 208V207H126ZM129 208V207H128ZM196 208V207H195ZM207 208V207H206ZM224 208V207H223ZM222 208V209H223ZM237 208V209H236ZM242 208V207H241ZM248 208V209H247ZM251 208V209H250ZM254 208V207H253ZM257 208H259V207H257ZM94 209V208H93ZM99 209V208H98ZM141 209V208H140ZM250 209V211H248V213H247V210H249ZM20 210V211H21ZM37 210V211H38ZM45 210V209H44ZM50 210H51V208H50ZM70 210V209H69ZM87 210V209H86ZM203 210V209H202ZM226 209H223V211H221V214L220 215H218V216H221L220 218V220H219V222H221L224 218H225V216L228 214L229 215V212L227 211ZM237 210V211H236ZM243 210H245V211H243ZM255 210H256V208H255ZM258 210V209H257ZM71 211V210H70ZM128 211V210H127ZM135 211V210H134ZM160 211V210H159ZM172 211V210H171ZM207 211V210H206ZM228 213H227V212ZM243 211V212H242ZM21 212H23V211H21ZM113 212V211H112ZM133 212V211H132ZM135 212H137V211H135ZM148 212H150L151 214H149V215H151V216H153L152 214H156V209L153 207V208H150L149 207V209H148V211H147V213ZM210 212V211H209ZM209 212H207V214L209 213ZM219 212V211H218ZM253 212H254V214L256 215V213L255 212H257V211H254L253 210ZM252 212V213H253ZM13 213V214H14ZM37 213V212H36ZM43 213V212H42ZM76 213V212H75ZM143 213H146L145 211L143 212ZM142 213V214H143ZM146 213V214H147ZM173 213V212H172ZM220 213V212H219ZM224 213H227V214H225L224 216H223V214ZM234 213L236 214V215H234ZM40 214V213H39ZM46 214V213H45ZM126 214V213H125ZM145 214V215H146ZM190 214V213H189ZM210 214H212L211 215V218H213L212 216H214V214H215V211H213V213H210ZM209 214V215H210ZM14 215V216H15ZM149 215L147 214L146 216H145V218L143 217V219H141V220H143V222H144V220H146L145 221V223H143V224H146L148 221H150L151 219H152V221H150L149 222V224L151 225V226H153V227H151V228H154V231L156 230L155 229V223H156V221L158 220H156L155 222L153 221L154 219H156V215L154 216V218L153 217H149ZM203 216H204V214H202ZM217 215V214H216ZM232 215V214H231ZM248 215V218H249V220H248V222L250 221V219H251V217ZM17 216V215H16ZM40 216H42V215H40ZM143 216V215H142ZM149 217V219H147L148 217ZM158 216V215H157ZM60 217V216H59ZM63 217V216H62ZM61 217V218H62ZM67 218L69 217V216H66ZM96 217V216H95ZM134 217V216H133ZM204 217H206V215L204 216ZM226 217H228V216H226ZM245 217L244 218H241V220L240 221H242V227H241V229H243V231L244 230H247L246 229V226L247 225H249L250 223L252 224V222L254 221V219H255V217H252V218H254L253 219V221H250L248 224L246 223V221H247V218L245 219ZM6 218V217H5ZM45 218V217H44ZM44 218L42 219V220H44ZM125 218V217H124ZM136 218V217H135ZM138 218V217H137ZM142 218V217H141ZM206 218H208V215H207V217ZM215 218V217H214ZM40 218H38V220H39ZM10 220V219H9ZM42 220H40V221H42ZM136 220V219H135ZM135 220H134V222H135ZM181 220V219H180ZM183 220V219H182ZM203 220H204V218H203ZM209 220H211L210 219V216H209ZM228 220V219H227ZM226 220V221H227ZM238 220V221H239ZM245 222H244V221ZM252 220V219H251ZM6 221V220H5ZM19 221V220H18ZM32 221H33V219H32ZM35 221V220H34ZM50 221V220H49ZM52 221H53V219H52ZM108 221V220H107ZM124 221V220H123ZM237 221V220H236ZM51 222V221H50ZM133 222V221H132ZM217 222V221H216ZM216 222H214L215 224H216ZM235 221H232V219L230 220H228V222H227V228H228V230H229V232H233V234L235 233L234 232V230H232L233 228H234V226H237V224H238V227L240 228V226H241V224H239V222L237 223V224H235L234 223ZM1 223V222H0ZM3 223H5V222H3ZM11 224H12V222H10ZM29 223H31V222H29ZM37 223V222H36ZM40 222H38L37 223V226H38V224H39ZM48 224H49V222H47ZM241 223V222H240ZM244 223V224H243ZM254 223V222H253ZM6 224H9V223H6ZM148 224V223H147ZM147 224H146V226H147ZM214 224V225H215ZM219 224V223H218ZM250 224V225H251ZM1 225V224H0ZM31 225H33V224H31ZM97 225V224H96ZM104 225V224H103ZM158 225V224H157ZM213 225V226H214ZM224 225H225V223H224ZM244 225V226H243ZM249 225V227L247 226V228H249L250 229V226ZM10 226V225H9ZM9 226H8V228H9ZM36 226V227H37ZM140 226V225H139ZM28 227H29V225H28ZM27 227V228H28ZM32 227V226H31ZM114 227V226H113ZM138 227V226H137ZM149 227V226H148ZM158 226H156V228H157ZM193 227V226H192ZM205 227V226H204ZM221 227H222V225H221ZM226 227V226H225ZM181 228V227H180ZM207 228V227H206ZM226 228V229H227ZM34 229V228H33ZM39 229H40V227H39ZM42 229H44V227L42 228ZM139 229V228H138ZM144 229H146L145 227H144ZM203 227H202V231H203ZM30 230V229H29ZM37 230V229H36ZM36 230H34V232L36 231ZM110 230V229H109ZM114 230V229H113ZM112 230V231H113ZM141 230H143V227L141 228ZM147 230V229H146ZM149 230H151L150 231V233H149ZM149 230H147L148 232L147 233H149V234H147V235H150L151 234V232H153V230L152 229H149ZM192 230V229H191ZM205 230V229H204ZM224 230V229H223ZM6 231H7V227H6ZM5 231V232H6ZM32 231V230H31ZM30 231V233H33V232H31ZM140 231V230H139ZM227 231V230H226ZM237 231V230H236ZM239 231V230H238ZM243 231H239V233L241 232H243ZM26 232V231H25ZM42 231L40 230V232H39V234L41 233ZM101 232V231H100ZM141 232H146V231H141ZM174 232V231H173ZM185 232V231H184ZM245 232V231H244ZM247 232V231H246ZM29 233V232H28ZM27 233V234H28ZM128 233V232H127ZM143 233H142V235H143ZM236 233H238V232H236ZM239 233L237 234L238 236H235L236 238L237 237H239ZM143 235L144 237L145 236H147V235ZM226 234H228L227 236H231L230 235V233H226ZM31 235V234H30ZM29 235V236H30ZM107 235H108V233H107ZM124 235V234H123ZM129 235V234H128ZM142 235H140V236H142ZM235 235V234H234ZM241 235V234H240ZM243 235V234H242ZM32 236H33V234H32ZM139 236V237H140ZM173 236V235H172ZM138 237V236H137ZM235 237H233V238H235ZM11 238V237H10ZM134 238V237H133ZM209 238V237H208ZM227 238V237H226ZM225 238V239H226ZM233 238L231 239L232 241H233ZM37 239H39V238H37ZM124 239V238H123ZM131 239V238H130ZM140 239V238H139ZM156 239V238H155ZM159 240V239H158ZM228 241H229V239H228ZM100 242V241H99ZM227 242V241H226ZM233 242H235V241H233ZM231 243V242H230ZM242 243V242H241ZM228 244V243H227ZM233 244V243H232ZM228 246V245H227ZM230 246V245H229ZM40 247H41V245H40ZM126 247H124V249H125ZM261 248V247H260ZM123 249V250H124ZM126 250V249H125ZM39 251V250H38ZM128 251L129 252H131V250H129L128 249ZM127 251V252H128ZM195 251V250H194ZM197 251V250H196ZM195 251V252H196ZM225 251V250H224ZM129 252L128 253H126L125 255H129L130 256V254H129ZM133 252H134V250H133ZM205 252V251H204ZM58 253V252H57ZM122 253H124L123 251H122ZM135 253V252H134ZM174 253V252H173ZM198 253V252H197ZM262 253V252H261ZM121 254V253H120ZM132 254V253H131ZM136 254V253H135ZM135 254H132V255H135ZM258 254V253H257ZM31 255V254H30ZM124 256V255H123ZM122 256V257H123ZM39 257V256H38ZM78 257V256H77ZM76 257V258H77ZM82 257H83V255H82ZM126 257V256H125ZM128 257V256H127ZM74 258V257H73ZM124 258V257H123ZM128 258H130V257H128ZM128 258H125V259H128ZM131 258H132V256H131ZM1 259V258H0ZM75 259V258H74ZM79 259H81V258H79ZM107 259V258H106ZM170 259V258H169ZM205 259H207V258H205ZM72 260V259H71ZM6 261V260H5ZM31 261V260H30ZM38 261V260H37ZM54 261V260H53ZM76 262H77V260H75ZM74 261V263H76ZM80 261V260H79ZM132 261V260H131ZM131 261H130V263H131ZM36 262V261H35ZM70 262V261H69ZM121 262H123V261H121ZM126 262H127V260H126ZM28 263V262H27ZM72 264V263H71ZM78 264V263H77ZM80 264V263H79ZM124 264H125V262H124ZM215 264V263H214Z\"/></svg>",
  "mask_w": 264,
  "mask_h": 264
}]
</instances>
